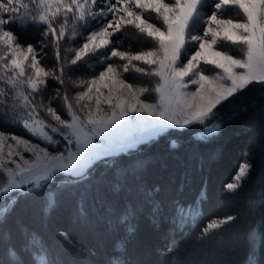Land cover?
Returning <instances> with one entry per match:
<instances>
[{
  "label": "snow or ice",
  "instance_id": "6c2138e0",
  "mask_svg": "<svg viewBox=\"0 0 264 264\" xmlns=\"http://www.w3.org/2000/svg\"><path fill=\"white\" fill-rule=\"evenodd\" d=\"M205 3L206 0H102L97 8V0H0V116L12 126L22 127L32 138L0 130V179L4 181L0 197L5 200L0 205V222L20 196L42 191L54 174H67L74 185L89 181L96 162L107 164L103 158L111 155L107 150L110 145L100 151L96 138L107 139L133 115L153 118L156 131L169 125L182 128L203 124L223 101L253 82L264 84V0H216L206 18L199 11ZM228 9L237 10L236 17L228 16ZM89 20L100 26L83 36L77 26L88 27ZM13 22L22 27H44L43 40L52 37L54 66L41 64L48 44L38 42L39 52L31 44L22 45L15 33L4 27ZM198 22L205 25L202 34H192ZM128 27L144 34L154 46L139 51L121 50L122 35L117 34ZM65 37L69 42L77 38L83 42L78 47L65 48L61 56ZM225 42L240 46L239 55L220 50ZM88 60H94L103 70L88 79H72L73 66ZM66 71L68 84L76 90L74 94L70 95L67 88H57L54 95L50 94L48 81L64 86ZM130 73L139 74V78L155 77L157 81L152 88L130 83L124 78ZM189 85H195V91H188ZM150 92L155 97L147 95ZM54 102L63 117L52 106ZM218 129L217 125L206 131L215 134ZM139 167L142 164L138 163ZM252 167L242 163L233 182L225 186L226 191L238 190ZM130 174L133 173L122 172L124 178ZM115 187L119 190V184ZM56 195L47 193L46 211L56 206ZM84 195L79 207L82 217L87 215ZM201 199H206L203 190ZM250 207H264V189ZM202 213L199 199L188 205L177 201L174 222L182 230ZM131 214L129 208L120 222L127 223ZM236 219L213 218L201 229L200 238ZM128 230L133 229L130 226ZM25 235L21 251L29 255L32 264H60L41 237L35 233ZM59 235L70 242L67 232ZM175 250V242H170L165 254ZM8 256L12 264H24L14 247H9ZM261 261L264 257L250 247L244 264Z\"/></svg>",
  "mask_w": 264,
  "mask_h": 264
},
{
  "label": "trees",
  "instance_id": "16d2710c",
  "mask_svg": "<svg viewBox=\"0 0 264 264\" xmlns=\"http://www.w3.org/2000/svg\"><path fill=\"white\" fill-rule=\"evenodd\" d=\"M215 2L206 0L199 10L201 16L210 15ZM101 3L97 0V5ZM236 13L235 9L227 10L228 16L236 17ZM88 25L81 27L83 33L100 26L92 20ZM4 27L15 33L19 43L31 44L39 51L38 42L47 43L44 61L55 64L54 53L50 52L52 37L43 40V26L22 27L13 22ZM195 27L202 34L201 22ZM117 35H122L121 50L154 46L132 27ZM80 39L64 40L76 44ZM69 43L61 42V53ZM90 62L73 66L74 71H89ZM58 86L48 81V89ZM211 122L219 123L215 134L198 135L205 124L170 127L137 147L103 158L107 164L96 162L92 178L83 184L74 185L67 174L57 173L42 191L20 196L0 222V264H12L9 247L20 253L24 264H32L21 249L25 234L33 233L44 240L60 264H244L250 247L264 257V207H250L264 189V84L253 82L217 105L206 121ZM0 130L27 134L3 116ZM244 162L253 165L249 175L238 190L226 191L225 186L233 182ZM138 163L142 167L137 168ZM124 171L133 174L124 178ZM156 188L159 191H154ZM202 190L206 199H201ZM49 192L57 194V202L46 211ZM82 193L87 210L83 217L79 213ZM198 199L202 215L181 230L174 222L176 202L188 205ZM4 203L0 197V205ZM129 208L132 214L128 222L121 223L120 217ZM226 216L237 219L200 238L207 222ZM130 226L132 231L128 230ZM60 232H67L70 242ZM170 242H175L176 250L165 254Z\"/></svg>",
  "mask_w": 264,
  "mask_h": 264
},
{
  "label": "rangeland",
  "instance_id": "374dc122",
  "mask_svg": "<svg viewBox=\"0 0 264 264\" xmlns=\"http://www.w3.org/2000/svg\"><path fill=\"white\" fill-rule=\"evenodd\" d=\"M99 6H100V4L97 5L96 7L98 8ZM152 22L153 23H157V22H155L153 20H152ZM204 26H205L204 23L201 22V30H202V28ZM81 27L82 26L78 25L77 26V31L82 33L83 36H87L90 32L96 31L99 28V27H95V28L91 29L90 31H88L86 33H83ZM192 34L201 35L200 32L198 33L197 30H195V29L192 30ZM82 42H83V40L81 41V39H80V43L77 42L78 44L77 43L76 44H70L67 40H64V45L69 43V46H66L65 48H67V47H78ZM146 49H149V48L142 47L140 49L131 50V51H139V50H146ZM125 50H127V49H125ZM220 50H222V51L227 50L232 55H239L240 46L232 45L230 42H225L223 47ZM37 51L39 52V50H37ZM50 52H53V50H51ZM64 54L65 53H64V50H63V52L61 53V56H63ZM68 55L71 56V53H69ZM51 56H53V54ZM44 58L45 57L41 58V64L44 65L45 67H52V64L49 65L48 63H46L44 61ZM89 61H91L90 62V67L94 71L90 72V70H89V71H87L85 73H78L77 71L76 72L73 71L71 73L72 79H74V80L81 79V78L88 79V78L91 77V75H93L95 73H98L99 71L103 70L102 67H98L95 64L94 60H89ZM206 74H208V73L206 72ZM68 75H69V73L66 71L64 86H60L59 85L58 87H53L51 89H48V92L50 94L54 95L55 94V90L57 88H59L60 91H63L65 88H67L69 93H70V95L74 94V92L76 90H74L68 84V80H67V76ZM133 77H136L137 79H133ZM124 78L126 80H128L130 83H138V84H140L142 86H146V87H149V88H152L155 85L156 81H157V78H155V77L139 78V74H136V73L125 74ZM195 88H196L195 85H189L188 91H195ZM147 95H149L150 97H155V94L152 93V92L148 93ZM36 99L39 100L40 99V95H37ZM52 106L53 107H57V103L54 102L52 104ZM57 111L62 115V117L64 116V113L60 112L59 107H57ZM41 115L43 116L44 114L41 113ZM64 118H67V117H64ZM206 121L207 120H205L204 123H203V124H205L203 126V129H200L198 131V135H202V136L203 135H209V133L206 131V129H210V128H212L214 126H217V125L219 126L218 122L206 123ZM170 127H176V126L169 125V126L165 127L163 131H156L154 126H153V118L145 117V116H135V115H133L123 125H121L117 129H115L111 134H108L107 139L98 137V138H96L95 142L98 145H101V148L99 149L100 151H105L106 150L104 145H110V148H108L107 150L110 151L111 155H113V154L119 153L121 151H128L131 148L137 147L141 143H144V142L149 141L150 139H152L154 137H157L161 132L166 131ZM16 135H21V136H24L25 138L32 139L27 134L26 135L16 134ZM33 142H38V141L33 140ZM3 182L4 181L2 179H0V185H2Z\"/></svg>",
  "mask_w": 264,
  "mask_h": 264
}]
</instances>
